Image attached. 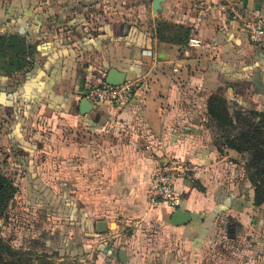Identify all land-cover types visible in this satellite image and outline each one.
<instances>
[{
	"label": "crops",
	"instance_id": "1",
	"mask_svg": "<svg viewBox=\"0 0 264 264\" xmlns=\"http://www.w3.org/2000/svg\"><path fill=\"white\" fill-rule=\"evenodd\" d=\"M199 1L210 7L198 16L191 5ZM235 1L264 14V0ZM221 2L164 0L154 11L152 0H0V107L26 124L58 115L92 135L61 146L59 170L41 172V163L36 170L86 198L95 225L108 209L178 233L179 252L166 254V264H209L201 251L218 245L217 264H264V202L254 204L249 153L219 152L207 113L213 93L234 109L264 110V49ZM16 55L23 69L9 64ZM110 68L137 81L135 94L126 105L106 101L81 113L86 88L104 82ZM170 157L197 165L176 183L180 207L198 213L183 225L167 221L173 209L147 204L153 169Z\"/></svg>",
	"mask_w": 264,
	"mask_h": 264
},
{
	"label": "rangeland",
	"instance_id": "2",
	"mask_svg": "<svg viewBox=\"0 0 264 264\" xmlns=\"http://www.w3.org/2000/svg\"><path fill=\"white\" fill-rule=\"evenodd\" d=\"M229 107L230 111L233 112L234 106L230 104ZM23 120L21 116L14 117L6 108L0 107V171L9 176L16 186L7 214L0 219V233L14 247L31 252H51L58 240L55 235L59 236L65 230L67 237L72 239L74 244L76 240L79 243L68 256L53 255L54 264H63L64 262L126 264V261L123 262L118 257L119 249H125L127 253H131L134 258L132 264L139 261L138 259L143 255L145 258L143 264H166V254L179 252V248H177L179 247L178 233H172L161 223L154 221L153 218L151 220L143 219L136 225L126 222V218L124 219L121 213H111L106 209L102 212L99 211L97 215L99 218L105 217L107 228L98 230L95 220L87 211L86 198L84 197V213L82 215H85L84 218L87 217L86 221L71 220L64 223L60 216L47 213L42 208L44 207V196H38L33 191H29L28 170L23 166L26 158L24 155L18 154L12 139L27 140L32 143L40 142L44 147L40 150H37L38 148L34 150L32 158L35 164L34 169L36 170L37 163H41V172L42 169L47 172L54 171V169L59 170V157L62 156L61 146L63 144L70 146L72 141L81 137L86 141L92 135L84 133L83 130L71 128L68 123L62 122L59 116L54 114L44 115L28 124L24 123ZM211 128H213L212 125ZM216 131L217 129L214 127L213 133ZM97 138H99L98 134ZM72 154V151L69 150L66 155L71 157ZM66 165L71 166L68 162ZM36 172L43 184L50 187L54 192H60L59 175L53 174V177H46V180L39 174V170ZM37 192L39 191L37 190ZM50 199L56 202L54 197L51 196ZM57 199L59 201V197ZM53 234L55 235L53 236ZM212 237L214 239L215 235ZM137 239H143L145 242L143 245L136 246ZM160 242L165 243L161 245ZM210 242L208 240L207 245H211ZM218 248L219 245L214 246V248L209 247L208 253L201 251L202 254L204 252V257L208 256L209 264H217ZM104 250L110 251L111 255L106 254ZM157 251H160V255L164 254L162 258H159L160 255L156 253ZM202 254L197 253V257ZM138 263L141 264V260Z\"/></svg>",
	"mask_w": 264,
	"mask_h": 264
},
{
	"label": "trees",
	"instance_id": "3",
	"mask_svg": "<svg viewBox=\"0 0 264 264\" xmlns=\"http://www.w3.org/2000/svg\"><path fill=\"white\" fill-rule=\"evenodd\" d=\"M180 34L186 38L188 29L183 28ZM9 64L14 66L15 70H20L26 66L27 62L16 55L9 61ZM241 107L244 109H234L231 112L225 96L218 93L211 94L207 101V113L212 122V129L214 127L217 129L213 136L218 151L222 153L224 148H230L239 153H249L244 162V168L247 178L254 187V204L260 205L264 202V110H257L247 105H241ZM12 141L18 154L26 158L23 166L28 170L29 191H33L35 195L44 196V207L42 208L49 214L60 216L64 223L71 220L86 221L87 217L84 218L85 215H82L84 213L82 195L76 190L72 191L66 182H61L64 190L59 193L41 182L32 159L34 150L39 147L40 143L20 141L17 138ZM15 191L16 186L13 180L0 171V219L7 214ZM51 196L56 199V202L50 199ZM66 233L64 230L59 236L53 234L58 240L51 252H31L16 248L0 233V264H54L53 255L68 256L79 243L76 240L74 244ZM104 252L111 255L110 251L104 250ZM63 264L79 263L64 262Z\"/></svg>",
	"mask_w": 264,
	"mask_h": 264
},
{
	"label": "built area",
	"instance_id": "4",
	"mask_svg": "<svg viewBox=\"0 0 264 264\" xmlns=\"http://www.w3.org/2000/svg\"><path fill=\"white\" fill-rule=\"evenodd\" d=\"M191 6L198 16L210 7L201 1L194 2ZM220 8L233 13L240 25L247 31L250 40L264 49L263 13L241 10L235 0H222ZM137 85L138 83L134 79H125L116 85L104 81L88 86L83 97L95 105L106 101L117 105H126L135 94ZM195 168L197 165H191L177 157H170L164 163L158 164L152 172L147 191V204L151 208L165 206L174 210L180 207L181 199L176 190V183L179 179L187 177Z\"/></svg>",
	"mask_w": 264,
	"mask_h": 264
},
{
	"label": "water",
	"instance_id": "5",
	"mask_svg": "<svg viewBox=\"0 0 264 264\" xmlns=\"http://www.w3.org/2000/svg\"><path fill=\"white\" fill-rule=\"evenodd\" d=\"M163 1L164 0H152V9L154 11H157L159 8H161V2ZM125 79H126L125 73L115 68H110L105 75V82L112 84V85L120 84ZM96 106L97 105L93 104L91 101H89L85 97H82L79 102V109L81 113H85V112L90 111L91 109H95ZM197 218H198L197 212L189 211L181 207H177L171 211L167 221L172 225H183V224L189 223L192 220H196ZM96 228L98 230L106 229L107 224L103 220L97 221ZM118 255L121 258V260L124 261L125 256H124V251L122 249L119 250Z\"/></svg>",
	"mask_w": 264,
	"mask_h": 264
}]
</instances>
